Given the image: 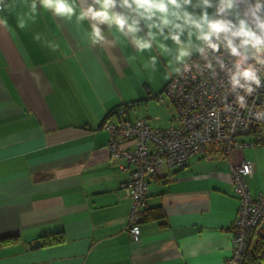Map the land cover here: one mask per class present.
Instances as JSON below:
<instances>
[{
    "label": "crops",
    "instance_id": "0c3cea01",
    "mask_svg": "<svg viewBox=\"0 0 264 264\" xmlns=\"http://www.w3.org/2000/svg\"><path fill=\"white\" fill-rule=\"evenodd\" d=\"M31 2L0 9V264H224L239 208L233 169L251 162V193L264 191V144L160 168L133 241L124 187L131 173L111 158L105 123L119 107L164 91L170 57L137 53L112 35L94 45L88 22L48 10L33 16ZM150 54L155 70L145 67ZM133 110L125 117L140 119ZM58 233L61 243L35 247Z\"/></svg>",
    "mask_w": 264,
    "mask_h": 264
},
{
    "label": "built area",
    "instance_id": "2783aa9c",
    "mask_svg": "<svg viewBox=\"0 0 264 264\" xmlns=\"http://www.w3.org/2000/svg\"><path fill=\"white\" fill-rule=\"evenodd\" d=\"M6 1L0 2V9ZM156 99L174 107L176 125L152 128L145 118H126L131 105L119 108L105 123L111 158L131 173L124 187L131 197L128 232L135 242L141 238L150 182L160 168L180 169L194 156L212 159L214 153L229 158L239 149L264 144V88L248 97L247 106L241 108L235 93L227 91L224 74L210 78L205 71L195 76L174 75ZM244 136L252 140L242 143ZM254 173V165L245 160L233 169L232 191L239 208L231 231V254L224 264L244 263L253 236L264 223V191L254 197L248 184Z\"/></svg>",
    "mask_w": 264,
    "mask_h": 264
},
{
    "label": "clouds",
    "instance_id": "9594fccd",
    "mask_svg": "<svg viewBox=\"0 0 264 264\" xmlns=\"http://www.w3.org/2000/svg\"><path fill=\"white\" fill-rule=\"evenodd\" d=\"M42 10L88 22L85 35L94 45L112 35L137 53L169 56L165 78L223 73L241 108L264 88V0H32L31 14ZM157 63L150 54L145 67Z\"/></svg>",
    "mask_w": 264,
    "mask_h": 264
},
{
    "label": "rangeland",
    "instance_id": "374dc122",
    "mask_svg": "<svg viewBox=\"0 0 264 264\" xmlns=\"http://www.w3.org/2000/svg\"><path fill=\"white\" fill-rule=\"evenodd\" d=\"M130 117L132 119L147 117L151 119L152 126L168 128L173 124L176 125L175 119L177 114L172 105H168V103L161 104L154 98L147 100V102L135 104ZM157 117H159V119Z\"/></svg>",
    "mask_w": 264,
    "mask_h": 264
},
{
    "label": "trees",
    "instance_id": "16d2710c",
    "mask_svg": "<svg viewBox=\"0 0 264 264\" xmlns=\"http://www.w3.org/2000/svg\"><path fill=\"white\" fill-rule=\"evenodd\" d=\"M157 96H155V98H157ZM124 106L128 107L130 105L127 104ZM131 106H132V108L134 107V105H131ZM121 107H119V108H121ZM117 110H114L113 112H111L109 114V116L112 113L116 112ZM162 217H163V214L160 212L157 213L155 216H153V218H156V219H159ZM263 232H264V229H261V226L256 230V232L253 236V239L250 243V246H249V249L247 251V254H246V257H245L243 264H264V237H263ZM57 235L58 236L55 238L52 236H50V237L49 236H43V237L39 238L36 241L35 247H40V246L45 247V246L53 245L56 243H61L64 240L63 235H61L60 233H58ZM12 241L13 240H5L3 243L8 244V243H11Z\"/></svg>",
    "mask_w": 264,
    "mask_h": 264
},
{
    "label": "water",
    "instance_id": "95a60500",
    "mask_svg": "<svg viewBox=\"0 0 264 264\" xmlns=\"http://www.w3.org/2000/svg\"><path fill=\"white\" fill-rule=\"evenodd\" d=\"M261 229H264V223L261 224ZM263 237H264V232H263Z\"/></svg>",
    "mask_w": 264,
    "mask_h": 264
}]
</instances>
